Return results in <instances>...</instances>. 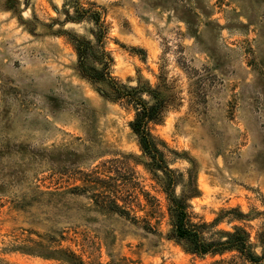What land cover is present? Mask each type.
<instances>
[{
	"label": "rangeland",
	"instance_id": "obj_1",
	"mask_svg": "<svg viewBox=\"0 0 264 264\" xmlns=\"http://www.w3.org/2000/svg\"><path fill=\"white\" fill-rule=\"evenodd\" d=\"M68 1L0 0V264H252L169 237L163 175L131 130L134 108L77 71L69 34L92 39V23L66 21ZM87 1L109 26L112 75L173 95L150 131L180 173L175 194L190 173L206 238L241 228L261 255L264 0ZM109 177L132 181L130 216L91 198Z\"/></svg>",
	"mask_w": 264,
	"mask_h": 264
},
{
	"label": "trees",
	"instance_id": "obj_2",
	"mask_svg": "<svg viewBox=\"0 0 264 264\" xmlns=\"http://www.w3.org/2000/svg\"><path fill=\"white\" fill-rule=\"evenodd\" d=\"M65 20L69 22L90 21L92 39L77 34H69L77 56V71L79 75L92 83H103L106 88L99 92L110 100L130 105L134 108V118L130 123L131 130L138 138L140 150L149 160L150 170H159L163 175L160 188L165 194L166 214L168 216L169 237L178 241L184 249L192 254L205 255L234 250L252 264H264V239H261L262 254L255 255L250 246L245 230L236 228L233 232L224 233L222 239H208L204 234L205 222L195 221L188 200L197 195L195 179L189 173L186 185L181 195L175 194V188L180 183V173L171 169L166 163L163 152L150 131L151 124L160 123L174 104L173 95L161 81L156 88L148 82L128 86L112 75L114 58L105 48L104 39L109 26L102 16V10L94 2L87 0H69L63 9ZM146 97V98H145ZM117 171L115 176H121ZM103 190L93 193L92 199L100 209L113 211L123 216H130L133 203L127 197L126 187L132 181H121L115 177L102 180ZM145 199L154 200L148 192L140 191ZM149 226V223H147ZM151 229V227H148Z\"/></svg>",
	"mask_w": 264,
	"mask_h": 264
}]
</instances>
